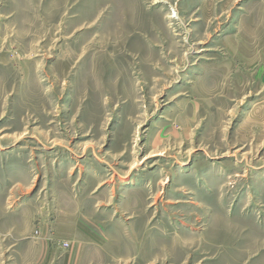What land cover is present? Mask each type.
I'll list each match as a JSON object with an SVG mask.
<instances>
[{
	"label": "rangeland",
	"instance_id": "1",
	"mask_svg": "<svg viewBox=\"0 0 264 264\" xmlns=\"http://www.w3.org/2000/svg\"><path fill=\"white\" fill-rule=\"evenodd\" d=\"M0 264H264V0H0Z\"/></svg>",
	"mask_w": 264,
	"mask_h": 264
}]
</instances>
